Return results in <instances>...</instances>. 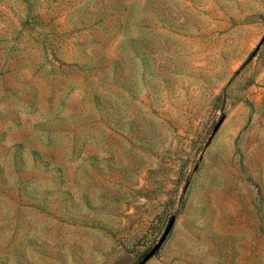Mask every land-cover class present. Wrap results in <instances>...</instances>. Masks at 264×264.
<instances>
[{"label": "rangeland", "instance_id": "1", "mask_svg": "<svg viewBox=\"0 0 264 264\" xmlns=\"http://www.w3.org/2000/svg\"><path fill=\"white\" fill-rule=\"evenodd\" d=\"M0 264H264V0H0Z\"/></svg>", "mask_w": 264, "mask_h": 264}, {"label": "water", "instance_id": "2", "mask_svg": "<svg viewBox=\"0 0 264 264\" xmlns=\"http://www.w3.org/2000/svg\"><path fill=\"white\" fill-rule=\"evenodd\" d=\"M147 258V257H146Z\"/></svg>", "mask_w": 264, "mask_h": 264}]
</instances>
